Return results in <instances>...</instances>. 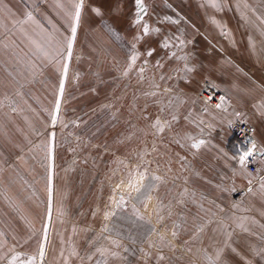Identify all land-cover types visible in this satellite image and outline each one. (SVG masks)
Returning a JSON list of instances; mask_svg holds the SVG:
<instances>
[{
  "label": "rangeland",
  "instance_id": "374dc122",
  "mask_svg": "<svg viewBox=\"0 0 264 264\" xmlns=\"http://www.w3.org/2000/svg\"><path fill=\"white\" fill-rule=\"evenodd\" d=\"M144 4L147 36L134 23L135 0H85L55 127L46 110L56 99L59 66L36 52L20 57L19 65L5 66L13 71H0V241H6L0 264H8L13 246L21 253L36 248L49 163L53 211L46 264H64L61 251L68 264H207L202 250L212 255L217 248L223 249L221 264L229 263L225 244L234 239L242 198L233 191L249 189L248 182L240 186L238 180L264 176L240 168L247 143L228 129L229 119L252 124V101L264 96V88L255 84L264 83V0ZM176 37L185 43L179 45ZM165 39L168 48L161 46ZM133 54L138 59L125 76ZM203 81L224 93L222 108L197 97ZM157 119L166 124L163 132L153 127ZM51 133L48 161L35 146ZM199 139L205 144L192 149ZM252 141L261 146L254 133ZM129 173L133 183L140 173L145 182L161 177L146 207L127 187ZM117 189L115 195L122 193L127 201L123 208L113 200ZM158 202L162 221L155 211ZM134 205L144 220L134 215ZM97 247L118 255L101 256ZM73 248L78 255H69Z\"/></svg>",
  "mask_w": 264,
  "mask_h": 264
},
{
  "label": "snow or ice",
  "instance_id": "6c2138e0",
  "mask_svg": "<svg viewBox=\"0 0 264 264\" xmlns=\"http://www.w3.org/2000/svg\"><path fill=\"white\" fill-rule=\"evenodd\" d=\"M0 3H2V0H0ZM67 5H70V8L66 6L65 3L60 2V0H57L56 2V7L61 10L67 24H68V30L69 34L67 36H60L57 38L56 35L52 33H47L44 32V29L42 26L38 24V22L35 21L33 15L31 12L26 13V19L22 21H18L17 23L20 24H27L29 22L36 24L38 28H40L41 33H43L44 38H45V45H41L35 40H31V43L35 45L36 52L39 54V56L44 59L45 61L49 63H53L58 65L59 67L57 68L58 71L61 72V77L59 79V85H58V90L56 93V99L54 101V104L51 108V110H46L48 111L49 117H50V123L51 126L55 127L58 123H60V110H61V100L64 95L65 91V81L67 79V74L69 70V61L72 58L73 55V48L74 44L76 41V34H77V29L80 24L81 20V15L82 11L85 6V0H67ZM135 6L137 8V15L136 19L134 20V23L136 25H142V32L144 36H147L149 34V25L147 23H142L144 15L147 13V8L144 4V0H135ZM213 8L219 9L220 5L217 3H212L211 5ZM247 6V5H245ZM5 8L7 6H4ZM97 15H100V10L97 8L92 9ZM10 11V10H9ZM169 19L170 18H165ZM172 23H179L177 20H171ZM264 23V20L261 21ZM213 23H216L215 20H213ZM23 31V28L21 29ZM152 31L155 33H159L160 29L155 28ZM227 34V33H224ZM119 39V37H116ZM141 37H137V40H139ZM178 40L179 45H183L185 43L184 40L180 39L179 37L175 38ZM164 48L170 47L169 39H165L163 44L161 45ZM133 48H135V45H133ZM153 53V50H149L147 52L148 56H151ZM172 56L175 57L176 53H172ZM181 59H187V57H180ZM138 59V54H133L130 58V63L127 66V68L124 70L123 75L127 76L129 75L130 71L132 70L133 66L135 65L136 61ZM147 63V62H145ZM162 65L157 64V67H161ZM186 71H192L191 68H188L185 66ZM144 69H140L141 75L143 74ZM163 79V77H161ZM154 88H158V85H153ZM19 94V93H18ZM151 95H156L155 92L151 93ZM224 97L221 96L220 100L221 102L224 101ZM207 103V102H206ZM223 107V103H217L216 108L220 109ZM238 115V114H237ZM175 119V117H173ZM166 124H161V121L157 119L153 127L157 129L158 132H163ZM187 139L191 140L192 137H187ZM54 140H55V133H51L49 135V139L47 141L42 142L41 144H37L35 147L37 149H40L44 152L45 154V159L48 161H51L53 158V148H54ZM179 143V142H178ZM205 144V141L203 139L195 140L194 142L191 143L190 147L192 149L199 150L203 145ZM256 150V144L255 142L251 143V147L246 149L238 159L239 165L241 169H244L246 166L247 161L249 160L250 157H252L255 153ZM51 163L48 164L47 169H48V174H47V180H46V191H47V206H46V213L45 216L43 217L42 220V226L40 230V235L39 238L37 239L36 243V248L32 252H26V253H21L17 252L15 249V246L11 247L8 249L10 253H12L11 258L8 260V264H46L47 260V242H48V233L49 229L51 226V220H52V211H53V206H52V201H53V187H52V173H51ZM129 183L127 187L129 189L134 190L137 195L135 197L136 201L145 207L147 206V202L151 199V193L153 190L156 188V182L161 181V177L159 176H152L150 179H148V182H145L146 179V174L145 173H140L139 179L135 181V183L132 182V173H129ZM249 185L252 184V180H248ZM260 189L262 192H264V177L260 178ZM118 191L114 190V196L113 200L116 203V206L118 208H123L126 206V198L125 196L121 193L117 197L115 195V192ZM252 189L249 188V192H251ZM162 205L158 202L157 207H156V213L158 216V219L160 221L163 220V216L160 215V210H161ZM238 207V205L236 206ZM222 211V209H221ZM133 213L134 215L140 219L144 220L145 218L139 213L138 209H136L135 205L133 206ZM60 214L63 215V211L60 210ZM108 213L105 214V217L107 218ZM220 223L221 227L227 228V225L223 223V221L218 222ZM238 227L243 228V225H238ZM264 227V226H262ZM202 230V229H201ZM245 232L248 231L247 228H243ZM107 231V229H105ZM3 234L0 233V236ZM37 233L35 230L32 232V236H36ZM173 236L176 235V232L173 231L172 233ZM231 234H229L230 236ZM32 237H29L31 239ZM107 239V237H105ZM161 242H163V237L160 238ZM28 241L25 240V243ZM4 243L6 241H0V247H3ZM110 243L116 247H120L118 242L116 240H111ZM227 245V243L225 244ZM233 252H235V249H232ZM96 252H98L101 256H106V255H111V256H116L118 255L116 252L110 251L108 248L104 247H97ZM222 248H217L215 252L210 255L207 249L202 250V254L204 259L207 261V264H221L222 260ZM70 256H76L78 255L75 248L72 249V251L69 254ZM60 256L63 257L64 259V264H68V257L64 256V252H60ZM5 257L0 256V260H3ZM89 260L92 259L91 256L88 257ZM163 259V257H161Z\"/></svg>",
  "mask_w": 264,
  "mask_h": 264
},
{
  "label": "crops",
  "instance_id": "0c3cea01",
  "mask_svg": "<svg viewBox=\"0 0 264 264\" xmlns=\"http://www.w3.org/2000/svg\"><path fill=\"white\" fill-rule=\"evenodd\" d=\"M56 2L57 0H2L0 3V71H13V67L5 66L15 62L19 65L20 57L35 54L36 48L31 40L46 46L44 35L36 24L17 23L26 19V13H32L44 32L52 33L57 38L69 34L68 24L61 10L56 7ZM60 2L70 8L67 0H60ZM22 28L23 31H21ZM255 84L258 89L264 88V83ZM258 92L261 91L258 90ZM252 103L253 133L264 148V96L254 98ZM257 169L260 172L264 171V157L257 160ZM261 177L252 176L251 180L256 178L249 186L252 191L249 192L248 189L237 197L242 196L237 202L236 224L233 225L234 239L227 241L229 246H227L226 254H230L227 264H264V227H262L264 226V192L260 189ZM238 182L242 186L248 182V179L238 180ZM241 224L243 228L248 229L247 232L238 227ZM232 249L236 251L233 252Z\"/></svg>",
  "mask_w": 264,
  "mask_h": 264
},
{
  "label": "built area",
  "instance_id": "2783aa9c",
  "mask_svg": "<svg viewBox=\"0 0 264 264\" xmlns=\"http://www.w3.org/2000/svg\"><path fill=\"white\" fill-rule=\"evenodd\" d=\"M223 96L225 98L224 93L214 86L212 83L208 81H203L199 89L197 91V97L203 101L207 102L208 105L215 107L217 103H222L220 100V97ZM225 100V99H224ZM228 129L232 135H234L238 140L241 142H246V149L251 147V143L254 142L252 141V135L254 132V127L252 124L245 120H240V119H229L228 121ZM256 144V150L255 153L252 157L249 158V160L246 163V169L249 172L252 173H257V160L259 158L264 157V148H262L259 144ZM244 150V151H245ZM262 174L264 172H261ZM246 187L243 189H236L233 191L235 198L239 197L240 195L243 194L245 191Z\"/></svg>",
  "mask_w": 264,
  "mask_h": 264
}]
</instances>
